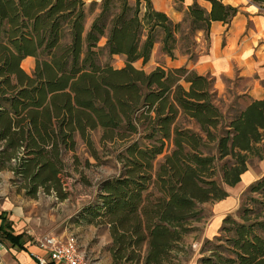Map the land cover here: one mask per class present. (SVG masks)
<instances>
[{"label": "trees", "instance_id": "16d2710c", "mask_svg": "<svg viewBox=\"0 0 264 264\" xmlns=\"http://www.w3.org/2000/svg\"><path fill=\"white\" fill-rule=\"evenodd\" d=\"M205 1L209 10L194 2L175 22L152 0H0V171L10 168L33 195L40 188L62 195L63 155L77 137L94 149L96 131L101 142H131L144 119L153 124L145 136L151 143L128 147L124 173L101 183L100 206L89 209L92 220L109 225L116 259L146 247L144 264H165L198 205L229 195L218 177L235 186L251 156L264 158V98L227 119L209 76L186 66L148 73L134 65L147 62L158 43L174 58L179 35L190 40L202 30L209 39L214 21L229 23L239 12L224 0ZM104 54L125 56V66L101 63ZM27 57L35 58L31 74L22 67ZM179 117L200 130L181 126ZM167 141L174 148L155 169ZM249 192L259 195L256 207L245 206L239 221L225 219L224 251L202 264H264V177ZM5 237L28 249L22 236Z\"/></svg>", "mask_w": 264, "mask_h": 264}, {"label": "rangeland", "instance_id": "374dc122", "mask_svg": "<svg viewBox=\"0 0 264 264\" xmlns=\"http://www.w3.org/2000/svg\"><path fill=\"white\" fill-rule=\"evenodd\" d=\"M201 1L203 2L199 4L202 7L206 9L209 5L211 7L209 2ZM91 2L88 1L87 4L89 5ZM255 4L259 6L260 14L264 19V0H259V3ZM175 7L178 11L183 12L184 4L181 0H176ZM238 9L237 15L225 24L231 31V39L233 38L232 40L239 43L253 35L256 39L255 47L257 50H261V54L264 55V20L256 24L240 7ZM97 13L98 9L88 12L87 30ZM185 17L186 14L180 21ZM183 36L179 35L174 58L163 54L161 45L158 43L147 62L140 59L134 65L149 73L159 65L172 68L170 65L172 61L177 64L186 60L188 63L195 62L201 52L207 50L210 37L206 39L202 30L190 34V40L184 39ZM105 42L106 39L102 38L99 45L103 46ZM100 61L101 63H110L115 68H122L125 66L126 57L104 54L100 57ZM262 61L264 66V57ZM22 67L31 74L35 68V58H25ZM186 67L192 69L191 66ZM207 76L213 80L216 102L227 119L255 100L244 93L247 88L253 84L264 88V71L257 68L248 76L237 74L235 77L219 79L211 75ZM184 86L188 88L189 85L184 83ZM177 121L181 126H189L196 131L200 130L196 124L183 117H179ZM151 126L153 124L144 119L139 125V134L135 140L151 143L145 137L152 132ZM100 137V131L93 134L94 149H90L80 137H77L75 150L64 152L65 167L60 175L63 187L62 195L52 188L49 190L40 188L33 195L30 192V185L17 178L10 168L0 171V224L4 230L0 232V243L2 244L0 264H18L19 261V249L5 237L9 231L22 236L28 246L26 252L34 260L32 264H38L34 255L48 258L46 251L41 247V242L54 235L75 236L88 264H144L146 247L141 251L131 249L125 256L114 258L111 251L113 239L109 225L99 222L100 218L92 220V214L89 212V209L95 210L100 206L102 201L101 183L124 173L129 155L128 147L135 141L101 142ZM173 148L174 145L167 141L163 153L158 155L154 161L155 169L158 168L165 156L172 152ZM221 163L219 162V165ZM247 174H251L249 182L239 183L233 188L225 185L218 177L219 182L222 183L229 195L222 200H211L198 205L199 215L191 221L189 231L185 234L182 242L169 254L165 264H202L204 257L212 256L213 252L224 251L225 238L228 235L223 230L226 225L225 219L232 217L239 221L241 211L245 206L256 207V202L252 198L257 199L259 195L250 193L249 189L253 183L264 177V158L251 156L248 161Z\"/></svg>", "mask_w": 264, "mask_h": 264}, {"label": "crops", "instance_id": "0c3cea01", "mask_svg": "<svg viewBox=\"0 0 264 264\" xmlns=\"http://www.w3.org/2000/svg\"><path fill=\"white\" fill-rule=\"evenodd\" d=\"M85 1L88 2L93 0ZM152 2L157 10L167 13L173 20L180 21L189 5L194 2L202 3L203 1H181L184 4L183 12L178 11L175 7L176 0H152ZM224 2L240 7L256 24L264 20L263 16L260 14L259 6L252 0H224ZM207 8L209 9L210 5L209 7L207 6ZM232 39L231 31L227 29V25L220 21H214L211 25L207 50L201 52L195 62L188 63V60H186L183 63L177 64L175 61H172L170 65L172 67L191 66V68L199 74L211 75L216 79L221 77H235L237 74L248 76L251 75L256 68L260 71H264V66L262 65V58L264 55L261 54V50H257L255 47V37L253 35L250 38L246 37L243 42L239 43ZM244 93L253 99L264 98V88L254 84L251 85L250 88H247ZM247 171L242 175V179L239 182L240 184L249 182L251 174H247ZM244 176L247 178L246 181L243 178ZM235 186L230 187L233 188ZM18 259V264H32V262H34L33 258H31L26 251H20L18 253Z\"/></svg>", "mask_w": 264, "mask_h": 264}, {"label": "built area", "instance_id": "2783aa9c", "mask_svg": "<svg viewBox=\"0 0 264 264\" xmlns=\"http://www.w3.org/2000/svg\"><path fill=\"white\" fill-rule=\"evenodd\" d=\"M41 247L46 251L48 258L34 255L38 264H49L50 261L56 264H88L80 250L78 239L73 235L49 236L41 242Z\"/></svg>", "mask_w": 264, "mask_h": 264}, {"label": "bare ground", "instance_id": "6f19581e", "mask_svg": "<svg viewBox=\"0 0 264 264\" xmlns=\"http://www.w3.org/2000/svg\"><path fill=\"white\" fill-rule=\"evenodd\" d=\"M243 178H244V179H245V181H246V179H247V178H246V176H244Z\"/></svg>", "mask_w": 264, "mask_h": 264}]
</instances>
